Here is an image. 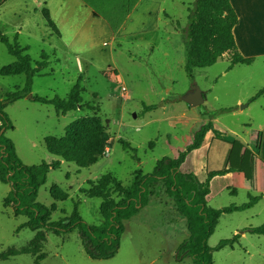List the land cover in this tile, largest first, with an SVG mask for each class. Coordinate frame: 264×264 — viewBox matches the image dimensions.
<instances>
[{
  "label": "rangeland",
  "instance_id": "1",
  "mask_svg": "<svg viewBox=\"0 0 264 264\" xmlns=\"http://www.w3.org/2000/svg\"><path fill=\"white\" fill-rule=\"evenodd\" d=\"M194 1L0 0V37L25 48L23 54L29 56L33 68L46 58V64L32 77L31 94L66 99L76 83L82 89V107L65 115H57L50 104L26 98L6 106L12 129L5 136L22 163L30 166L57 160L47 153L44 138L63 136L66 126L78 117L96 114L109 136L110 146L93 165L79 168L61 161L59 168L48 171L36 201L44 206L55 204L51 221L69 216L79 201L81 219L87 225L101 224V200L81 193L89 181L110 174L124 187L129 186L134 172L150 174L162 159H175L207 121L216 125L225 140L248 141L249 130L264 131V96L250 97L264 80V71L258 68L264 58L250 65H235L225 78L220 75L230 64L227 57L212 66L195 68L191 78L186 75L183 32ZM43 8L48 9L60 37L45 24ZM14 61L0 42V69ZM25 80L24 74L0 75V101L16 87L23 88ZM193 84L206 97L198 107L182 100ZM238 98L244 101L236 103ZM220 140L208 151L213 169L223 168L226 160L228 144ZM122 142L130 148H124ZM52 185L68 198L54 201L49 193ZM223 185L222 180L213 182L207 206L219 209L247 202L245 190L231 196ZM9 190L8 184L0 182V255L30 246L35 234L26 228L17 230L27 218L14 216L11 207L3 206ZM246 218L255 226L264 223V196L249 211L219 217L207 240L211 264H264V237L247 233L240 238ZM123 226L119 248L110 259L90 258L76 230L60 234L43 231L39 254L0 258V264H34L38 255H43L38 264H192L179 250L188 239L185 219L162 186L155 188L148 203ZM234 235L239 237L232 247L216 249L221 240Z\"/></svg>",
  "mask_w": 264,
  "mask_h": 264
},
{
  "label": "trees",
  "instance_id": "2",
  "mask_svg": "<svg viewBox=\"0 0 264 264\" xmlns=\"http://www.w3.org/2000/svg\"><path fill=\"white\" fill-rule=\"evenodd\" d=\"M41 12L45 24L57 37H60L48 9L43 8ZM188 12L187 26L183 33L184 71L189 78L192 77L195 68L212 66L223 57L230 60L228 69L237 64L252 63L253 59L243 57L236 47L232 29L238 17L230 0H195ZM0 42L4 43L8 52L15 57L13 63L0 69V75L24 74L26 77L23 88L16 87L13 92L5 96L4 100L0 101V130L3 129L0 134V182L10 186L2 204L4 207H11L14 216L23 215L27 218V221L17 230L26 228L35 233L30 246L2 253L0 258L7 259L20 254L32 256L39 254L41 242L44 241L43 231L60 234L76 230L82 238L83 249L90 258L110 259L119 248L124 221L136 215L154 195L155 188L162 186L168 197L173 200L176 212L185 219L188 239L180 245L179 250L191 258L192 264H211L212 249L207 245V240L213 233L219 217L222 214L250 209L258 202L260 195H248L247 202L240 205L213 209L207 206L206 202L210 180L214 176L230 173V195H235L237 190L264 193V158L263 155L255 153L262 150L261 133L251 129L246 144L238 140L229 142L230 150L226 158L228 168L209 171L206 179L200 182L193 173L181 172L179 167L186 156L200 146L206 132L211 131L214 137L221 138L212 122L207 121L194 133L192 142L175 159H162L150 174L142 175L138 171L134 172L129 186L124 187L110 174L101 176L95 182L89 181L88 187L81 189V193L86 198L101 200L98 209L102 219L101 224L87 225L81 219L77 210L79 201L73 204V210L69 216L51 221L50 217L56 210L55 204L44 206L36 201L38 189L45 183L48 171L59 168L61 161L73 163L79 168L93 165L105 155L110 146L107 128L96 114L78 117L66 126L63 136L44 138L47 153L56 157L57 160L30 166L23 164L16 154L12 141L5 136L6 131L12 129V124L4 111L6 106L26 98L30 102L50 104L57 115H65L82 107V89L79 83H76L66 99L58 97L46 99L32 95V77L39 67L46 64V58L33 68L29 56L23 54L25 48L9 44L4 36L0 37ZM263 93L264 87L257 91L251 100H255ZM161 105L162 103L145 108L152 109ZM209 116L211 117L212 114L210 113ZM123 147L130 148L127 143H123ZM49 193L54 201H64L68 198V194L55 185L49 188ZM246 232L264 237V223L249 227ZM238 237L234 235L231 239L221 240L216 249L224 246L232 247L237 243ZM42 258L43 255H38L34 264H38Z\"/></svg>",
  "mask_w": 264,
  "mask_h": 264
},
{
  "label": "crops",
  "instance_id": "3",
  "mask_svg": "<svg viewBox=\"0 0 264 264\" xmlns=\"http://www.w3.org/2000/svg\"><path fill=\"white\" fill-rule=\"evenodd\" d=\"M230 4L238 17L237 23L232 29V34H233L234 41H235V44H236V47L239 53L243 57L252 58L253 61H255V59L257 58H264V0H230ZM90 14L93 17L97 16V14L93 10L92 11L90 10ZM258 66H259L258 68L261 71H264V64L258 65ZM232 68L225 69L220 75V78H225L227 74H229V72L233 70ZM263 87H264V80L262 81V83L258 84L256 88H254L256 89L254 94H256V92L259 91ZM202 95L205 101L206 97L203 92H202ZM261 96H264V93ZM250 97L252 98L253 95H251ZM251 98H247V99H251ZM242 101L244 100L241 98H238L236 100V103H242ZM213 127L214 129L217 130L216 125H213ZM219 133L221 135V138H219L221 139L220 141H223L226 144H228V149H227V155H228L229 150H230L229 142L233 140H225L226 138L223 137L221 132ZM260 133H261L262 150L255 151V153L257 155H263V158H264V131ZM219 139L214 137L211 131L206 132L200 146L197 149L192 150L186 156L184 162L179 167V170L184 173L191 172L197 177V179L200 182H203L207 177V172L216 171V170H220L223 168H228L226 160H225L223 168L213 169V168H210L209 166V163L212 161L208 158V151L215 144V141ZM240 142L243 144H246L247 141H240ZM227 155H226V158H227ZM185 162L187 163L186 168L185 170H181V167L182 165L185 164ZM216 180L224 181L223 187L229 191V187L231 185V174L226 173L222 176H214L210 180L209 193L206 196V202L211 195L212 188H213V182ZM246 192H247V198H248V195H251V196L260 195V199L258 200V202H260L262 197L264 196V193L259 194L257 192H248V191ZM235 195H231V196H235ZM253 207L254 206H252L250 209H247L245 211H249ZM245 211H242V212H245ZM253 217L254 215L253 216L251 215L250 219L252 220ZM245 221L246 223L242 226L243 232H241L240 238H245V235L248 233L246 232L247 228L256 227L254 224H252V222L248 218H246Z\"/></svg>",
  "mask_w": 264,
  "mask_h": 264
},
{
  "label": "water",
  "instance_id": "4",
  "mask_svg": "<svg viewBox=\"0 0 264 264\" xmlns=\"http://www.w3.org/2000/svg\"><path fill=\"white\" fill-rule=\"evenodd\" d=\"M182 100L189 105L190 107L200 106L204 99L202 92L196 85H191L189 91L182 97ZM3 132V129L0 130V134Z\"/></svg>",
  "mask_w": 264,
  "mask_h": 264
},
{
  "label": "built area",
  "instance_id": "5",
  "mask_svg": "<svg viewBox=\"0 0 264 264\" xmlns=\"http://www.w3.org/2000/svg\"><path fill=\"white\" fill-rule=\"evenodd\" d=\"M122 91L124 92V91H125V89H124V88H122Z\"/></svg>",
  "mask_w": 264,
  "mask_h": 264
}]
</instances>
